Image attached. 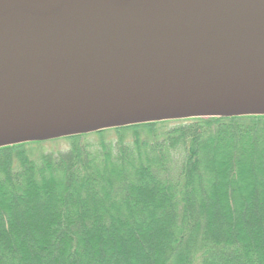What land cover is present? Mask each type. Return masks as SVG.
<instances>
[{"label":"trees","instance_id":"trees-1","mask_svg":"<svg viewBox=\"0 0 264 264\" xmlns=\"http://www.w3.org/2000/svg\"><path fill=\"white\" fill-rule=\"evenodd\" d=\"M0 264H264V115L0 147Z\"/></svg>","mask_w":264,"mask_h":264},{"label":"water","instance_id":"water-1","mask_svg":"<svg viewBox=\"0 0 264 264\" xmlns=\"http://www.w3.org/2000/svg\"><path fill=\"white\" fill-rule=\"evenodd\" d=\"M239 1L0 0V147L264 115V11Z\"/></svg>","mask_w":264,"mask_h":264},{"label":"bare ground","instance_id":"bare-ground-1","mask_svg":"<svg viewBox=\"0 0 264 264\" xmlns=\"http://www.w3.org/2000/svg\"><path fill=\"white\" fill-rule=\"evenodd\" d=\"M239 3L241 7L248 9L249 11H264V0H240Z\"/></svg>","mask_w":264,"mask_h":264},{"label":"rangeland","instance_id":"rangeland-1","mask_svg":"<svg viewBox=\"0 0 264 264\" xmlns=\"http://www.w3.org/2000/svg\"><path fill=\"white\" fill-rule=\"evenodd\" d=\"M52 147H56V144H54Z\"/></svg>","mask_w":264,"mask_h":264}]
</instances>
